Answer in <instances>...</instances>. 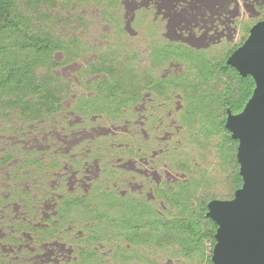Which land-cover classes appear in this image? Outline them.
Segmentation results:
<instances>
[{
  "label": "flooded vegetation",
  "instance_id": "af4514ba",
  "mask_svg": "<svg viewBox=\"0 0 264 264\" xmlns=\"http://www.w3.org/2000/svg\"><path fill=\"white\" fill-rule=\"evenodd\" d=\"M120 1L123 16L118 22L112 18L108 20L111 23H102L97 19L98 34H82L86 42L80 44L82 50L78 49L81 63L52 69L64 79L67 92L61 108L69 116L58 118L55 111L38 119L17 117L0 132L17 133L14 142L0 147V239L24 262L32 256L37 258L35 264L76 260L75 256L69 259L70 255L79 243L78 247L87 243V233L93 235L95 229L87 215L94 204L89 197L111 196L82 192L87 180H97L106 173L104 178L113 181L117 196L132 195L138 201L160 203L167 200L173 187L186 183L178 176L184 167L176 156L180 147L190 138L195 145L201 142L204 149L210 146L213 152L217 143L214 138L219 133L215 127L214 132H209L211 126L204 120L194 133L185 127L197 113L196 104L205 101L199 97L198 87L209 88L216 74H222L224 86L230 85L232 70L226 60L249 34L244 38L238 34L233 40L237 23L248 6L256 8V12L264 8V1L258 0ZM113 8L118 11L114 6L107 9ZM139 12L142 17H137ZM93 14L99 15V11ZM137 23L140 25L135 26ZM110 26H121L124 36L137 39L132 41L134 44L128 43L127 58L115 51L117 30L112 34L103 30ZM75 38L79 37L69 34L68 39ZM62 67H67L68 74L59 71ZM89 101L97 102L98 109L88 105ZM222 115L223 108L214 115L218 123ZM17 122L23 125L18 127ZM26 122L33 125L32 130L23 128ZM219 127L217 131L223 137L217 139L218 144L229 152L231 141ZM29 132L33 136L25 137ZM93 133L98 137H91ZM120 148L122 154L117 150ZM113 149L116 152H110ZM174 150L175 161L169 157ZM109 167L112 170L107 171ZM163 206V210L154 211L158 216L164 217L167 209ZM35 230L48 234V241L36 243L30 236ZM25 234L30 235L23 242ZM56 247L61 248L57 254ZM45 249H51L47 258L42 257ZM106 255L103 252L101 257L108 261Z\"/></svg>",
  "mask_w": 264,
  "mask_h": 264
},
{
  "label": "rangeland",
  "instance_id": "374dc122",
  "mask_svg": "<svg viewBox=\"0 0 264 264\" xmlns=\"http://www.w3.org/2000/svg\"><path fill=\"white\" fill-rule=\"evenodd\" d=\"M24 2L26 4L23 3V0H16L17 14L20 19H24L25 22L29 18L31 29L35 31L47 32L51 30L53 38L59 41L67 40L71 33L77 35L79 37L77 39L80 40V42L78 41L79 47L77 46V51L78 49L82 50L80 44L86 42V37H83V35H91L89 37H93L98 34V27L95 25V23H98L97 19H99V22L105 23L113 18L118 22V18L123 16L120 0H24ZM109 6L117 7L118 11L115 12L116 9L114 10V8L107 9ZM103 8L105 9L103 10ZM247 9V12L244 13L237 23V32L233 40L238 38V34L243 38L246 37L250 27L264 17V8L258 12H256V8L253 9L251 6H248ZM96 10L99 11V15L93 14ZM101 12L102 15L100 14ZM139 16L142 17V13L139 12L137 17ZM92 17L93 20H90ZM108 23H111V21H108ZM137 25L139 26L140 23L135 24V26ZM117 27L118 29L115 26L102 29L111 31V34L117 30L115 32L117 34L115 37V51L118 52V56L127 58L128 43L134 44L132 41L136 38H131V40L128 36H124L121 26ZM103 30L102 32H105ZM62 49L55 50L52 53V60L57 63V66H78L81 63L82 56L79 51L74 54L68 52L67 55V50ZM90 49L91 47H89ZM94 49L96 48H93V51H95ZM73 50L75 49L72 46ZM66 68L62 67L59 71L65 75L68 72ZM63 80L61 78V81ZM212 84L209 88L198 87L199 97L205 98V101L196 104L195 110H197V113L194 119L189 122L188 126L185 125L191 133L196 132L201 127V118L203 116V120L206 122L208 116H214L222 110L221 102L223 99L220 94L224 91L222 76L216 74L215 83ZM71 87L73 91H78L75 86ZM192 91L195 97L194 89ZM87 104L93 105L92 107L95 109H98L99 106L97 102L92 101L87 102ZM61 107H64V105L62 104L57 110L58 118L61 116L65 118L68 113ZM110 108L112 109V106ZM211 109L213 110L211 111ZM10 112L13 113L9 114L7 108H0V132H4L2 130L6 124L12 125V121L19 119L14 110ZM209 112L213 113L208 115ZM58 118L56 117V119ZM74 119H76L75 116ZM69 120L71 121L72 119L69 118ZM192 123L193 126H190ZM22 125L21 122L16 123L18 127ZM32 126L31 123L26 122L23 128L29 131L30 129L32 130ZM209 129V132H214V129ZM216 132L219 133L214 138L217 143L213 152H210V146L204 149L201 142L197 143V146L194 140L190 138H188L186 145L180 147L176 156L178 161L184 164V167L182 168L183 171L179 170L178 176L183 178L186 183L182 185L179 183L180 185L173 187V192L166 196L167 200L165 199L163 203L159 201H138L135 200L137 197L134 198L132 195H127L126 197L117 196L113 181L105 180L104 178L106 173H103L97 180H87L86 182L88 183L85 184L82 192L89 195L102 192L109 193L111 196L102 199L98 195L89 197V202L93 201L94 204L88 210L87 215L94 221V233L93 235L92 233H87V243H84L82 247H78L81 243L77 245L78 250H74L70 255L71 258L69 257V259H73L75 256L76 260L67 264H102L100 262L104 264H210L212 238L207 236L200 238L201 232L211 228L209 221L203 215L204 213L206 214V211H203L202 203H206L208 195H213L220 199L228 198L230 195L233 196L235 191L234 182L233 180L230 181L227 176L233 173L235 169L229 163V159L232 160L233 155L237 152V148L233 149L232 145H230L229 152L223 147L220 152L217 139L223 136L220 131ZM29 133L25 137L33 136L31 132ZM96 134L93 133L91 137H98V134ZM16 137L17 133L15 131L9 134L0 133V147L4 146V143L14 142L17 139ZM99 140L104 142V138ZM105 140L106 144L107 142L109 143V138L106 137ZM109 146L112 147L110 144ZM122 148L117 149L121 154L123 153ZM176 151L174 150L169 156L173 158V161L176 159ZM110 152H116V150L113 149ZM109 169L112 170L109 167L107 171ZM181 172L184 173L182 176ZM107 188L110 189L109 192L106 190ZM71 192L77 191L72 190ZM163 205H166L167 209L164 217L158 216L154 211L157 212V209L163 210ZM140 209L147 212L144 214L140 212ZM93 216H99V218L92 219L91 217ZM156 223H159V225ZM0 235H2L1 232ZM28 235L30 234L24 235L23 242L26 241V238H29ZM30 236L35 237L36 243L48 241L49 238L47 237L48 234L36 232V230ZM2 241L0 239V264L36 263V256H32L31 260L26 262L19 257L16 258L14 252H10V249H6V246L2 245ZM73 247H76V245L73 244ZM60 249V247H56L54 253L57 254ZM50 250L45 249V255H42V257L47 258L50 255ZM102 250L107 253L105 258L108 261L101 257V254H103Z\"/></svg>",
  "mask_w": 264,
  "mask_h": 264
},
{
  "label": "water",
  "instance_id": "95a60500",
  "mask_svg": "<svg viewBox=\"0 0 264 264\" xmlns=\"http://www.w3.org/2000/svg\"><path fill=\"white\" fill-rule=\"evenodd\" d=\"M254 82L242 109L227 108L225 128L238 141L242 179L230 199H211L206 216L215 224L212 264H264V18L226 60Z\"/></svg>",
  "mask_w": 264,
  "mask_h": 264
},
{
  "label": "trees",
  "instance_id": "16d2710c",
  "mask_svg": "<svg viewBox=\"0 0 264 264\" xmlns=\"http://www.w3.org/2000/svg\"><path fill=\"white\" fill-rule=\"evenodd\" d=\"M23 3H25L24 0ZM17 13L16 0H0V108H7L9 114H12L13 112L10 111L14 110L17 117H23L26 120L38 119L57 111L62 105L66 91L64 81L52 72L53 68L58 67L57 63L52 60V53L64 48L62 50H67L68 55L72 46L75 50L77 46L79 47V40L75 38L73 41L70 39L59 41L53 38L51 30L35 31L31 29L29 18L24 22V19H20ZM230 68L232 70L231 83L230 85L225 84L224 91L220 93L221 98L226 100V103L221 102L224 116L225 107H229L234 112L241 110L254 87L250 76L242 77L236 69ZM212 113L209 112L208 115ZM224 116L223 120L218 123L216 117L210 115L204 123L211 126V129L215 127L216 131L221 125L222 131L225 132L235 149L237 140L233 139L225 128ZM203 118L204 116L201 120ZM218 146L221 147L219 144ZM230 161L233 165L231 166L235 168L233 173H230V181L233 180L236 190L242 183L238 173L239 164L236 154ZM231 197L232 195L228 196V198ZM212 198L216 197L213 195L206 197V203H202L203 211H207V203ZM203 215L209 221L211 228L201 232L200 238L205 236L212 238L213 247L216 224L205 213ZM156 224L159 225V223ZM195 232L198 231L195 230ZM210 264H212L211 261Z\"/></svg>",
  "mask_w": 264,
  "mask_h": 264
}]
</instances>
